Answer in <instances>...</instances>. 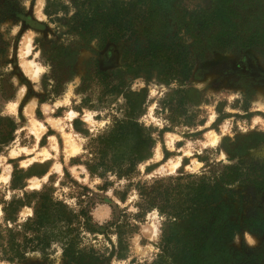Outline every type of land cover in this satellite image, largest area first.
Wrapping results in <instances>:
<instances>
[{
	"label": "rangeland",
	"instance_id": "obj_1",
	"mask_svg": "<svg viewBox=\"0 0 264 264\" xmlns=\"http://www.w3.org/2000/svg\"><path fill=\"white\" fill-rule=\"evenodd\" d=\"M54 2L68 8V17L75 12L74 0ZM159 4L164 5L160 18L167 22L161 31L166 48L190 56L191 78L182 86L162 81L166 56L150 61L141 28L101 48L96 40L84 42L68 32L62 11L48 17L46 0H0V134L10 139L0 145V210L1 202L23 191L49 187L73 213L84 210L93 228L112 222L130 226L122 228V257L110 254L117 246L113 228L106 235L78 228L79 247L105 257L98 264L153 263L163 218L157 211L136 217L137 196L133 187L126 190L128 181L109 176L112 184L102 189L104 181L90 178L80 163L88 136L103 131L113 117L121 119L126 97L140 94L129 99L143 102L137 120L153 146L130 183L201 174L216 178L226 169L237 170L241 176L222 195L232 208L230 221L239 227L228 244L232 261L264 264V35L258 37L261 43L245 49H196L192 23L215 7V0H147L144 9H159ZM260 7L254 0L237 9L240 36L243 30L264 29ZM138 65V75L132 74ZM177 90L190 92L182 101L185 112L172 124L168 102L179 103ZM14 168L28 174L21 176L24 190L11 189ZM65 172L88 189L84 196L77 197L82 190ZM31 215L24 207L18 219ZM2 218L1 211L0 224ZM0 264H62L61 250L52 245L23 262Z\"/></svg>",
	"mask_w": 264,
	"mask_h": 264
},
{
	"label": "trees",
	"instance_id": "obj_2",
	"mask_svg": "<svg viewBox=\"0 0 264 264\" xmlns=\"http://www.w3.org/2000/svg\"><path fill=\"white\" fill-rule=\"evenodd\" d=\"M254 0H215V7L208 12H202L196 22L193 34V46L202 50H234L245 49L258 45L263 40L264 29L251 28L238 33L240 19L237 9L247 6ZM259 1V10L264 15V0ZM147 0H74L75 12L68 17V8L54 0H46L45 14L51 17L56 12L65 14L63 24L68 32L78 39L89 42L96 40L103 48L107 43H115L128 36L138 33L150 47V61L166 56V72L162 81L168 85L172 82L182 86L191 78L192 64L186 52H178L176 47L166 48L164 33L167 22L161 20V10L144 9ZM58 19V18H56ZM166 19V18H165ZM177 27H181L180 19H174ZM136 27V30L132 28ZM261 32V33H260ZM150 33V37H149ZM130 34V35H129ZM139 35V34H138ZM172 45V44H171ZM186 47L184 48V51ZM139 65L132 72L139 73ZM158 75L161 72H157ZM190 90H177L173 94L180 95L179 103L173 106L168 102L171 115L170 123H177L178 118L185 112L182 102ZM140 98V94H130ZM126 97V109L121 119L112 118L111 124L94 136H88L84 147L83 161L90 178L103 180L101 188H107L112 183L108 177L115 180H126V190L133 187L136 192L138 217L151 211H157L163 218L159 253L151 264H235L228 244L234 238L238 225L230 221L232 208L222 200L226 186L234 184L241 176L237 170L226 169L216 178L201 175L169 176L154 178L150 181L130 183L137 174L139 164L151 156L153 140L148 130L138 122L142 113L143 102ZM170 99V98H169ZM168 99V100H169ZM190 101V100H189ZM10 139L0 134V145ZM41 173L39 176L44 175ZM26 171L14 168L12 172L11 189L24 190L26 184L22 177ZM70 182L79 187L82 192L77 197L84 196L86 187L78 186L75 180L65 172ZM127 192V191H125ZM123 193L120 200L126 198ZM2 223L0 224V260L10 263L23 262L30 253L43 254L52 245L59 246L62 264H98L105 259L103 255L95 256L94 251L85 252L79 247L78 228L83 227L90 233L106 235L113 228L117 236V246L110 254L122 257L125 251L122 228L128 224L110 223L101 229L93 228L85 211L77 214L53 195V190L43 186L38 191H23L21 197H12L8 202H1ZM24 207L32 211L30 217L20 222L18 214ZM254 230L255 226H248Z\"/></svg>",
	"mask_w": 264,
	"mask_h": 264
},
{
	"label": "bare ground",
	"instance_id": "obj_3",
	"mask_svg": "<svg viewBox=\"0 0 264 264\" xmlns=\"http://www.w3.org/2000/svg\"><path fill=\"white\" fill-rule=\"evenodd\" d=\"M0 215H1V210H0Z\"/></svg>",
	"mask_w": 264,
	"mask_h": 264
}]
</instances>
